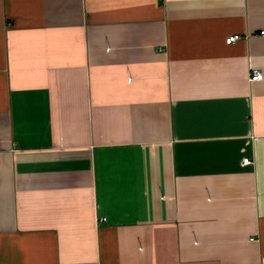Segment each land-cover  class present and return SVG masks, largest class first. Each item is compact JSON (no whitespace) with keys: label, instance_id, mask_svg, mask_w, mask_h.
<instances>
[{"label":"crops","instance_id":"0c3cea01","mask_svg":"<svg viewBox=\"0 0 264 264\" xmlns=\"http://www.w3.org/2000/svg\"><path fill=\"white\" fill-rule=\"evenodd\" d=\"M0 264H264V0H0Z\"/></svg>","mask_w":264,"mask_h":264},{"label":"built area","instance_id":"2783aa9c","mask_svg":"<svg viewBox=\"0 0 264 264\" xmlns=\"http://www.w3.org/2000/svg\"><path fill=\"white\" fill-rule=\"evenodd\" d=\"M263 33V31H261ZM241 38V35L236 33V34H232V35H228L226 38H225V42L227 44H230L234 41H237V39H240ZM262 77V73L257 70V69H253L252 68V71H250V74L248 76V80L249 81H256V80H260ZM243 163L244 164H248V163H251V159L249 158H244L243 159Z\"/></svg>","mask_w":264,"mask_h":264}]
</instances>
